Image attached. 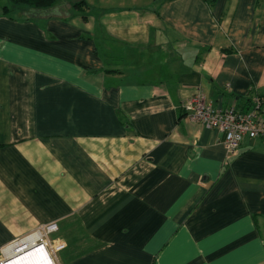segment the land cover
<instances>
[{"label": "crops", "instance_id": "1", "mask_svg": "<svg viewBox=\"0 0 264 264\" xmlns=\"http://www.w3.org/2000/svg\"><path fill=\"white\" fill-rule=\"evenodd\" d=\"M84 1L0 0V250L55 223L53 264H264V142L182 109L264 115V0Z\"/></svg>", "mask_w": 264, "mask_h": 264}, {"label": "built area", "instance_id": "2", "mask_svg": "<svg viewBox=\"0 0 264 264\" xmlns=\"http://www.w3.org/2000/svg\"><path fill=\"white\" fill-rule=\"evenodd\" d=\"M262 98L252 95L250 106L245 111L234 106L216 107L206 101L200 88L182 103V109L193 121L208 129H214L221 134L220 143L226 154L233 155L239 149L244 139H259L264 142V115L261 113ZM57 231L55 223H49L37 228L33 233L16 240L0 250V264H8L21 252H28L31 245L34 248L43 247L53 261L55 252L64 248L63 242L54 243L50 234Z\"/></svg>", "mask_w": 264, "mask_h": 264}, {"label": "trees", "instance_id": "3", "mask_svg": "<svg viewBox=\"0 0 264 264\" xmlns=\"http://www.w3.org/2000/svg\"><path fill=\"white\" fill-rule=\"evenodd\" d=\"M61 0H7L8 6L2 5V9L5 13H8L13 8H32V9H49L51 7H54L58 3H60ZM208 3L212 2V0H205ZM84 0H74L73 1V7L76 9H79L84 5Z\"/></svg>", "mask_w": 264, "mask_h": 264}, {"label": "bare ground", "instance_id": "4", "mask_svg": "<svg viewBox=\"0 0 264 264\" xmlns=\"http://www.w3.org/2000/svg\"><path fill=\"white\" fill-rule=\"evenodd\" d=\"M31 246L28 252H21L22 254L16 256L8 264H53L43 247L33 249L34 244Z\"/></svg>", "mask_w": 264, "mask_h": 264}, {"label": "rangeland", "instance_id": "5", "mask_svg": "<svg viewBox=\"0 0 264 264\" xmlns=\"http://www.w3.org/2000/svg\"><path fill=\"white\" fill-rule=\"evenodd\" d=\"M71 2L74 0H70ZM67 239H70L68 241H76V240H81V238L83 237L81 231L75 227L72 226L70 230H68L67 234H66Z\"/></svg>", "mask_w": 264, "mask_h": 264}]
</instances>
